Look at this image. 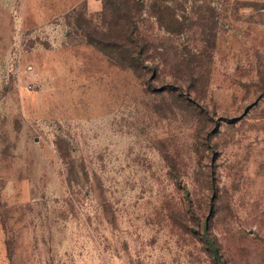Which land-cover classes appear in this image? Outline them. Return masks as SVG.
Returning a JSON list of instances; mask_svg holds the SVG:
<instances>
[{"label": "rangeland", "instance_id": "374dc122", "mask_svg": "<svg viewBox=\"0 0 264 264\" xmlns=\"http://www.w3.org/2000/svg\"><path fill=\"white\" fill-rule=\"evenodd\" d=\"M0 264H264V0H0Z\"/></svg>", "mask_w": 264, "mask_h": 264}, {"label": "trees", "instance_id": "16d2710c", "mask_svg": "<svg viewBox=\"0 0 264 264\" xmlns=\"http://www.w3.org/2000/svg\"><path fill=\"white\" fill-rule=\"evenodd\" d=\"M161 25L164 26V28H165L166 30L168 29V28H167V25H165V24H163V23H162ZM126 33H127V31H126ZM127 35H128V33H127ZM119 47H122V45L119 44ZM124 50H125V53H126V54L132 52V49H130V48H128V47H125ZM122 63H124V64H126V65H128V66L137 67V64L134 62V58H132V60H130V59L126 60V59H125Z\"/></svg>", "mask_w": 264, "mask_h": 264}]
</instances>
